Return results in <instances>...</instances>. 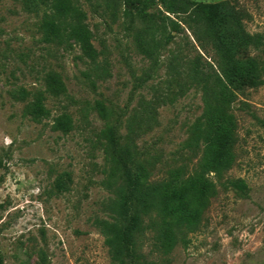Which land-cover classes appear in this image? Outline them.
I'll return each instance as SVG.
<instances>
[{"label":"rangeland","instance_id":"obj_1","mask_svg":"<svg viewBox=\"0 0 264 264\" xmlns=\"http://www.w3.org/2000/svg\"><path fill=\"white\" fill-rule=\"evenodd\" d=\"M232 1L240 9L244 29L264 34V0ZM84 8L94 43L110 65L105 79L89 74L79 46L58 45L45 36L43 24L50 11L45 0H0V264H118L96 222L115 218L107 203L117 199L103 184L106 154L101 132L110 122L124 136L128 120L135 114L141 119L150 109L155 88L170 91L166 83L173 53L185 61L201 53L204 68H210L206 60L215 56L211 48L202 50L186 27L151 68L120 10L114 18L111 9L95 11L86 2ZM237 49L240 69L249 71L245 62L255 58L264 79V45L242 42ZM192 67L188 62L179 66ZM53 72L66 87L59 96L47 91L46 79ZM208 80L214 86V77ZM227 83L231 95L214 105L224 109L223 123L234 124V162L223 178L208 175L219 192L203 209L200 227L189 231L183 226L170 249L156 240L154 228L145 229L138 236L140 256L129 253L127 264H264V83ZM175 88L171 84L170 89ZM40 91L47 96L50 112L37 120L31 104ZM99 101L109 108V118L97 110ZM156 109L157 123L138 143L162 156L158 168L165 174L184 162L180 153L192 123H202L204 134L209 127L199 87H190L174 102L156 103ZM65 111L72 115L74 128L54 130V117ZM187 163L192 171L191 161ZM238 177L248 183L244 193L229 185L228 178ZM131 217L126 210L118 221L129 226Z\"/></svg>","mask_w":264,"mask_h":264},{"label":"trees","instance_id":"obj_2","mask_svg":"<svg viewBox=\"0 0 264 264\" xmlns=\"http://www.w3.org/2000/svg\"><path fill=\"white\" fill-rule=\"evenodd\" d=\"M91 4L94 10L104 13L111 9L116 18L119 10L129 21L128 28L134 31L136 47L145 58L151 60V68H156L158 55L178 34L192 31L198 46L209 52L215 51L212 61L206 60L210 68L202 66L199 53L192 59L184 60L180 54L173 53L168 68L170 79L166 85L168 93L155 88V96L150 109L144 114H135L128 120V130L123 136L117 125L107 122L101 132L105 139L106 176L103 184L115 191L117 199L107 203L108 209L115 213V218H98L97 225L105 235L106 244L113 260L118 264L128 263V254L140 256L138 236L147 228H154L163 248L170 249L178 241L180 233L185 229L192 231L200 227L203 209L210 197L218 194L217 184L208 175L215 173L218 179L224 177L234 162L232 150L234 124L223 123L226 113L224 109L214 105L215 101H225L231 95L228 83L245 81L251 86L264 83L262 72L258 68V60L246 61L249 71L239 67L237 58L239 45L260 47L264 45V34H251L244 29L240 9L232 0L222 2H200L196 0H83ZM80 0H45L49 6L43 29L45 36L58 45L79 46L82 55L87 59L91 73L97 79H105L110 75V65L101 58L102 52L96 47L95 34L88 21V13ZM158 6V11H150ZM175 15V18L172 15ZM185 25V26H184ZM186 62L192 68H179ZM179 65V66H178ZM215 68H219L215 70ZM264 68V67H263ZM252 71V72H251ZM249 72V73H248ZM150 75V72L146 71ZM214 77V86L209 85L208 78ZM47 91L54 96L65 93L66 87L60 75L49 74L46 79ZM175 89H170L171 84ZM193 86L202 90L205 103L204 116L209 130L203 133V124H194L188 128L180 159L184 162L168 168L163 174L162 156L152 153L151 149L140 148L138 140L147 131L153 130L157 123L156 103L174 102L184 97ZM47 96L38 92L31 104L35 119L40 120L49 114L46 105ZM102 116L109 118L110 110L103 102L96 103ZM147 126V128H144ZM53 129L69 132L74 128V120L69 112H62L54 117ZM144 130V131H142ZM191 161L192 171L188 170ZM157 171V172H156ZM229 185L242 193L248 189L245 178H228ZM126 210L131 212L129 226H123L118 218ZM160 226V229H159ZM140 250V251H139Z\"/></svg>","mask_w":264,"mask_h":264}]
</instances>
